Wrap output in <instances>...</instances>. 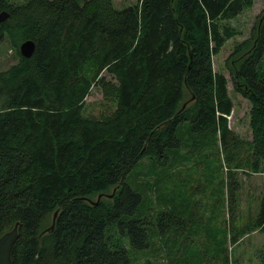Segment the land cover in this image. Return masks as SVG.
I'll list each match as a JSON object with an SVG mask.
<instances>
[{"label": "trees", "instance_id": "16d2710c", "mask_svg": "<svg viewBox=\"0 0 264 264\" xmlns=\"http://www.w3.org/2000/svg\"><path fill=\"white\" fill-rule=\"evenodd\" d=\"M251 5L0 0V11L10 13L0 41L18 56L0 70V236L20 222L13 264H133V254L147 252L154 238L186 230L184 221L193 220L142 209L150 192L163 196L159 170L169 171L177 156L183 167L186 146L204 147L209 160L213 136L227 147L234 135L229 81L212 56L229 36L220 20ZM260 19L256 42L232 69L235 91L252 106L253 134L250 158L233 164L228 154L232 211V168L264 171V10ZM28 39L36 50L27 58L19 46ZM94 86L103 93L97 116L87 112ZM140 169L146 177L138 183ZM58 209L54 230L46 231ZM256 216L264 233V192Z\"/></svg>", "mask_w": 264, "mask_h": 264}, {"label": "rangeland", "instance_id": "374dc122", "mask_svg": "<svg viewBox=\"0 0 264 264\" xmlns=\"http://www.w3.org/2000/svg\"><path fill=\"white\" fill-rule=\"evenodd\" d=\"M8 3H22L27 0H6ZM117 8L136 4L139 0H114ZM264 10V0H253V5L237 16L221 19V30L229 33L224 45L213 54L214 69L224 73L229 81V89L234 101V109L229 118V128L233 131L227 147L214 135L215 147L210 149V157L203 154L204 147L189 148L174 159L169 171L159 170L163 187L158 197L155 192L148 194L142 211L148 215L157 211H172L193 221H184L186 230L169 233L154 238L147 252L133 254V264H260V254H264V233L256 226V215L264 192V171L249 172L246 166L233 167L236 172V204L233 211L229 205L227 187L231 181L228 154L233 164L251 154L250 141L253 139L250 126V101L235 91L232 69L240 65L238 60L256 42L260 15ZM248 42V44H244ZM21 45V44H20ZM20 51V46H19ZM18 62L16 51L7 39L0 41V70H7ZM264 69V68H263ZM263 73V72H262ZM102 75L111 76L105 71ZM264 75V73H263ZM103 93L99 86L91 88L87 97V112L99 115L103 107L99 102ZM237 135V136H236ZM190 135L186 137L188 142ZM212 140L206 137L204 141ZM237 141L239 143H237ZM228 148V149H227ZM216 169H212V166ZM264 164V163H263ZM219 165V166H217ZM245 168V169H244ZM141 172L136 181L145 179ZM157 177L152 179L156 182ZM155 206H152V204ZM202 216L203 221H195ZM175 242V244H174Z\"/></svg>", "mask_w": 264, "mask_h": 264}, {"label": "water", "instance_id": "95a60500", "mask_svg": "<svg viewBox=\"0 0 264 264\" xmlns=\"http://www.w3.org/2000/svg\"><path fill=\"white\" fill-rule=\"evenodd\" d=\"M10 16V13L3 9L0 11V25L2 22L7 20ZM0 39H1V33H0ZM36 50V42L33 39L25 40L20 45V53L24 57H31ZM107 197H113V194L106 195ZM103 195H99L97 201H99ZM97 203V202H94ZM59 214V209L55 211L54 217H53V223L50 228H48L46 231H53L56 224V218ZM19 224L20 222H16L14 227L5 232L3 235L0 236V264H13L12 260V250L14 247V244L16 242V239L19 235ZM45 231V232H46Z\"/></svg>", "mask_w": 264, "mask_h": 264}]
</instances>
